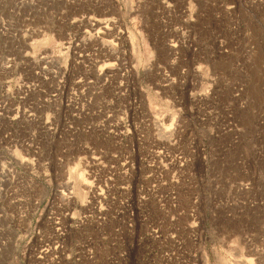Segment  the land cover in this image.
<instances>
[{"label":"rangeland","instance_id":"rangeland-1","mask_svg":"<svg viewBox=\"0 0 264 264\" xmlns=\"http://www.w3.org/2000/svg\"><path fill=\"white\" fill-rule=\"evenodd\" d=\"M0 264H264V0H0Z\"/></svg>","mask_w":264,"mask_h":264},{"label":"bare ground","instance_id":"bare-ground-1","mask_svg":"<svg viewBox=\"0 0 264 264\" xmlns=\"http://www.w3.org/2000/svg\"><path fill=\"white\" fill-rule=\"evenodd\" d=\"M99 34V33H98Z\"/></svg>","mask_w":264,"mask_h":264}]
</instances>
